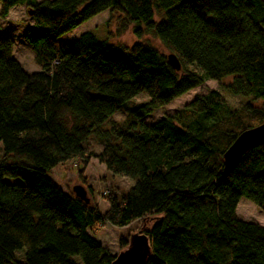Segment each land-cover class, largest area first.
Wrapping results in <instances>:
<instances>
[{"label":"trees","instance_id":"1","mask_svg":"<svg viewBox=\"0 0 264 264\" xmlns=\"http://www.w3.org/2000/svg\"><path fill=\"white\" fill-rule=\"evenodd\" d=\"M16 5L32 19L24 38L39 70L24 71L13 40L0 37V264H110L114 255L94 231L138 220L151 249L145 264H264V226L236 215L242 197L264 212V141L223 167L235 137L264 122V0H0V17ZM104 10L165 52L97 41L91 31L57 45ZM229 75L224 89L250 101L224 108L211 89L179 113L144 120ZM141 94L147 99L131 101ZM122 110L118 124L112 117ZM91 136L102 143L98 152L87 147ZM91 159L135 180L120 197L103 194V212L49 177L67 161L81 177Z\"/></svg>","mask_w":264,"mask_h":264},{"label":"rangeland","instance_id":"2","mask_svg":"<svg viewBox=\"0 0 264 264\" xmlns=\"http://www.w3.org/2000/svg\"><path fill=\"white\" fill-rule=\"evenodd\" d=\"M160 18V14L154 15L155 21H158ZM119 22L118 13L104 10L61 36L57 40V45L78 37L82 32L91 31L97 41L106 40L111 44H121L128 47L139 41L149 43L158 50L165 52L159 40L152 35L144 34L142 38L138 39L132 33L131 25L120 26ZM30 23H32V19L28 14L27 8L23 5H16L10 8L4 18L0 17V37L9 36L13 40V56L19 61L22 69L28 73L39 70V66L34 62L33 53L24 38L25 27ZM232 78L233 76L229 75L223 77L220 81L205 80L201 85L176 97L168 104L149 114L144 120L147 123H152L164 115L179 113L186 103L211 89H216L222 94L225 100L224 108H237L244 102L250 101V97L232 95L224 89V85L230 83ZM146 99L147 95L141 94L134 97L131 101L140 102ZM256 103L259 104V102ZM256 103H253V105H256ZM125 117L126 112L122 110L116 112L112 120L121 124ZM87 147L89 150L98 152L102 148V143L95 136H91L88 140ZM2 155V145L0 142V160ZM6 163L13 164L19 162L8 157L6 158ZM82 171V175L79 177L77 175V165L75 161H67L52 168L49 172V177L67 193L72 192V187L74 185L83 186L90 202H95L100 212H103L107 207L103 199V194L110 193L120 197V195L124 194L135 182V180L130 177L114 175L106 171L104 165L99 164L95 159H91ZM82 178L84 180H82ZM4 180L9 183L20 181L17 178H4ZM88 185L91 186V191H88ZM236 215L238 218L245 221L264 226V212L244 197L240 198L237 203ZM140 226L141 222L139 220L131 223L129 226L121 228L105 224L103 228L94 231L95 233L93 236L110 254L116 255L122 250L119 246V239L121 237L129 238L131 234L139 232ZM22 253V250L16 251L17 257H22ZM73 260L80 263L78 256H73Z\"/></svg>","mask_w":264,"mask_h":264},{"label":"water","instance_id":"3","mask_svg":"<svg viewBox=\"0 0 264 264\" xmlns=\"http://www.w3.org/2000/svg\"><path fill=\"white\" fill-rule=\"evenodd\" d=\"M167 59L174 69H179V62L173 54H168ZM262 141H264V122L241 131L223 153L224 170L236 165L242 155ZM72 193L85 203H89L83 186L74 185ZM150 253L148 237L142 232L133 233L129 236L125 248L114 255L110 264H145Z\"/></svg>","mask_w":264,"mask_h":264}]
</instances>
